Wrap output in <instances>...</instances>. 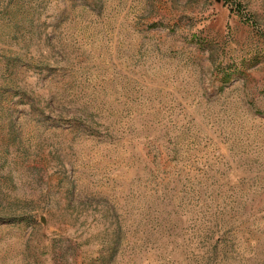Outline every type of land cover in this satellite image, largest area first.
I'll use <instances>...</instances> for the list:
<instances>
[{"label":"rangeland","instance_id":"374dc122","mask_svg":"<svg viewBox=\"0 0 264 264\" xmlns=\"http://www.w3.org/2000/svg\"><path fill=\"white\" fill-rule=\"evenodd\" d=\"M0 264H264V0H0Z\"/></svg>","mask_w":264,"mask_h":264}]
</instances>
